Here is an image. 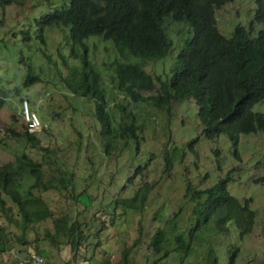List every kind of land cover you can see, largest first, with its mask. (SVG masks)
<instances>
[{
    "label": "trees",
    "instance_id": "16d2710c",
    "mask_svg": "<svg viewBox=\"0 0 264 264\" xmlns=\"http://www.w3.org/2000/svg\"><path fill=\"white\" fill-rule=\"evenodd\" d=\"M232 1L0 0V26L6 27V31L0 33V50L7 51L11 62L3 73L2 62L6 61L0 57V110L9 106L14 111V123L7 128L6 135L16 145L26 142L30 150L41 154V159H37L25 149L15 160L0 166V213L10 223L15 216L8 203L17 208L21 217L17 224L22 228L19 240L25 239L28 230L53 219L54 231L47 229L46 237L58 245L60 238L65 236V243L75 253L72 259L75 261L77 251L88 247L91 237L97 240L99 247L102 233L112 230L122 214H145L151 203V192L165 180L176 182L186 196L191 194L189 200L197 205L195 224L188 232L173 226L172 240L167 228L157 229L142 264H169L170 260L187 264L197 232L205 225L214 227L219 236L229 232L230 223L241 236L253 231L257 214L251 201L245 197L239 200L230 190L237 168L211 187L198 186L190 177L186 155L179 164L174 163L168 146L173 143L169 139L173 137V127L164 133L169 140L161 151L146 148L147 132L154 131L155 138L159 137L156 135L159 132L152 128L146 130L137 123L132 112L134 108L148 105L171 117L172 106L188 100L198 107L196 115L205 139L215 140L227 135L237 143L240 135L264 133V113L253 111L254 105L264 101V0H246L252 5L253 19L247 26L249 19L245 23L240 21L231 36L226 37L220 32L215 15L217 8ZM27 3L32 5L31 13L12 22L6 9L12 11L9 7H24ZM169 19L184 23L191 33L180 48L177 64L173 63L175 56L170 55L173 41L165 30ZM53 32L62 36L54 40ZM92 37L111 41L117 58L111 61L104 58L101 64L96 62L88 45ZM18 39L28 47L26 54L9 45L10 42L16 44ZM133 57L143 62L165 60L164 64L171 62L173 65L168 74L154 76L147 72L142 62H131ZM9 72L12 77L8 76ZM45 76L56 82L45 81ZM13 80L15 87H8ZM37 85L70 92L72 95L67 98L65 110L73 112L74 123L87 131L89 125L94 127L93 134L84 135L75 128L78 137L74 147L68 144L61 150L42 146L43 138L55 129L50 119L60 113L52 115L39 106L41 128L35 132L29 130L23 116V103L31 99L25 100L24 92ZM115 93L122 94L124 99L114 97ZM50 94L45 93V97ZM85 111L89 123L82 120ZM182 125L178 123L179 128ZM66 154L75 155V160L67 163L68 171L57 166L55 161L50 167L45 163L49 158L63 161L62 156ZM126 154L128 164L113 172L106 160ZM235 155L239 158V154ZM195 164L199 171V156ZM154 172L158 173V178L152 183L148 178ZM100 176L108 178L109 182L106 184ZM206 177L202 186L210 176ZM136 184L139 187L128 196ZM102 187L107 189V199H99ZM36 190L59 191L71 214L55 218L46 201L35 195ZM83 197H87V202H83ZM76 206L93 214L97 220L91 224L80 222L81 210L77 212ZM154 216L165 224L170 222L164 209L161 214L156 211ZM98 219H101V226L91 236L89 229ZM5 231L0 224V236ZM142 238L140 228L135 241H121L117 264H136L131 255ZM222 248H225L222 244L210 243L206 262L219 264L218 250ZM237 251L231 255L229 264L235 263ZM5 252L6 249H0V260L6 263ZM174 253L180 257H171ZM85 261L90 264L89 257ZM105 262L104 258L102 263Z\"/></svg>",
    "mask_w": 264,
    "mask_h": 264
},
{
    "label": "rangeland",
    "instance_id": "374dc122",
    "mask_svg": "<svg viewBox=\"0 0 264 264\" xmlns=\"http://www.w3.org/2000/svg\"><path fill=\"white\" fill-rule=\"evenodd\" d=\"M6 9L9 17H12V22L21 20L27 14L31 13L32 5L27 3L24 7H9ZM50 10L47 9L46 13ZM254 11L252 5L246 0H235L231 4H227L225 7L218 8L216 12V19L220 32L230 37L236 24L246 22L249 19L250 23L253 19ZM165 30L169 39L173 41V49L171 51L172 58L175 56L177 62V55L181 46L186 38L191 36L189 27L184 23L174 22L169 19L165 23ZM6 27L0 26V33H4ZM54 40H58L62 35L59 32H53L51 34ZM10 46L15 47L19 52L21 49L24 53H27L28 47L24 44L22 39H18L16 44L9 43ZM90 53L93 58H96V62L102 63L104 58L109 61L117 58V51L112 45L111 41H106L101 37H92L88 42ZM175 51V55H174ZM0 57H3L2 64L5 68L1 69L3 73L6 72V67L11 65L8 61V53L6 50H0ZM131 62H142V65L146 67L148 73L152 75H159L166 72L168 74L172 68V63L164 64L165 60H158L152 62H143L138 58H131ZM1 76V75H0ZM9 77H12V72L8 73ZM45 81L50 83L56 82L51 77L45 76ZM4 79V78H3ZM8 87H15V80ZM109 84V83H108ZM45 93H51L49 97H45ZM72 94L67 90L55 89L52 86L37 85L24 92L25 100L30 98L27 103L28 108L36 113L39 120L40 110L37 108L42 106L41 109L49 111L50 114L60 113L58 116H54L52 121L55 129L49 134L47 138H43L42 146H50L52 148L65 149L69 144L74 147L77 139L75 128L81 130L84 135L88 132L93 134L94 127L90 125L87 127H81L76 122L74 123L73 112L66 111L67 98H71ZM31 96V97H30ZM114 96V95H112ZM119 99H124L120 93H115V96ZM39 101V102H38ZM36 104V105H35ZM39 104V105H38ZM38 110V111H37ZM198 107L194 102L189 104L188 100L181 103H176L172 106V116L167 117L164 113L150 107L148 105L140 108H134L133 114L136 116L137 123L143 125L146 130L150 128L155 129L156 135L154 137V131L147 132V144L146 148H151L157 151V148L161 151L164 144L171 139L173 143H170L169 149L173 153L174 163L179 164L186 155L187 167L190 169L193 181L202 188H207L215 185L220 179L226 177L227 173L237 168L234 175V182L230 185L231 193L242 201L245 197L251 201V207L256 212V224L253 227V231L245 236H241L240 232L236 229L233 223L228 224L229 232L227 234L220 235L211 226H203L199 232H197L196 242L193 244L194 250L191 255L186 259L187 264H209L206 262L207 247L210 243L222 244V249L218 250L219 264H229L231 255L238 249L235 254L234 264H264V133L240 135L238 142L235 143L227 135H222L215 140L205 139L202 133V126L196 115ZM254 112L264 113V101L254 105ZM42 113V112H41ZM14 111L12 107L5 106L0 110V166L12 162L15 158L22 153L23 150L32 152L33 156L37 159H41V154L37 151L30 150L28 143H22L16 145L9 136L6 135V130L12 126ZM82 120L90 122V118L85 111ZM183 124L179 128L178 123ZM173 127V137L169 139L164 133ZM235 153L239 154V158ZM200 157L201 166L200 170L196 169V158ZM64 160H56L49 158L45 161L49 167L53 164V161L57 162V166H63L64 170L68 171L67 163L71 164L75 160L74 154H66L62 156ZM112 165V170L115 172L117 169H121L124 165L128 164L127 154L123 156H116L113 159L106 160ZM99 172L102 173L101 166ZM160 168L157 167L156 171ZM206 180V185L202 186L201 182ZM70 178L68 175H66ZM107 184L108 178H102ZM158 173H151L148 180L152 183L156 182ZM144 181V180H143ZM118 184V183H117ZM139 187L136 184L132 190L127 194L128 196L135 193V190ZM36 196L43 198L49 207L53 210L55 218L71 214L69 207L66 204V200L59 194V191L54 190H36ZM105 197L108 198L107 189L101 188L99 190V199ZM191 194L186 196V192L181 187H177L176 182H167L166 180L162 185H158L150 195L151 203L148 204L146 213L128 215L122 214L119 219L120 222L112 227V230L102 233L100 246L97 245V240L93 237L89 239V246L83 247L80 251H77L76 260L72 261L75 253L71 250V247L66 242V237L60 238L59 244L55 245L51 243L45 235L46 230L54 231L53 219H49L34 228V230H28L25 234L24 240H19L18 237L22 235V228L17 224L21 222V217L17 211V208L9 201L8 206L13 209L14 221L8 222L7 218L0 213V224L6 231L0 236V249H6L8 261L2 264H33L34 260L39 258L43 259L42 264H66L72 261L71 264H88L85 260L89 257L90 264H117L120 260V243L122 240L135 241L139 237L140 228L142 229L143 238L138 248L133 249L131 257L136 264H142L145 261L146 251L149 250V244L152 236L159 228H167L170 233V239H173L174 232L173 226H179L180 231L188 232L193 224H195L194 209L197 207L195 203L190 201ZM83 202H87V197L82 198ZM81 210L78 215V220L82 223L91 224L94 220H97L95 216L89 212L81 209L80 206H76V211ZM164 209L166 219H170V222L165 224V221L159 217H155L156 211L161 214V210ZM175 213V215H172ZM99 221V222H98ZM96 224L89 229L90 235L95 234L96 228L101 226L99 223L101 219H98ZM61 243V244H60ZM36 250H38L36 252ZM231 250V251H230ZM178 255L176 253L172 256ZM179 256V255H178ZM85 259H84V258ZM180 257V256H179ZM105 263H102L103 260ZM18 260V261H17ZM102 260V261H101ZM169 264H179V261H169Z\"/></svg>",
    "mask_w": 264,
    "mask_h": 264
},
{
    "label": "built area",
    "instance_id": "2783aa9c",
    "mask_svg": "<svg viewBox=\"0 0 264 264\" xmlns=\"http://www.w3.org/2000/svg\"><path fill=\"white\" fill-rule=\"evenodd\" d=\"M28 101H24L23 104V116L24 120L31 132L38 131L41 128V121L39 120L38 116L30 109L28 108ZM43 259H35L33 264H42Z\"/></svg>",
    "mask_w": 264,
    "mask_h": 264
},
{
    "label": "clouds",
    "instance_id": "9594fccd",
    "mask_svg": "<svg viewBox=\"0 0 264 264\" xmlns=\"http://www.w3.org/2000/svg\"><path fill=\"white\" fill-rule=\"evenodd\" d=\"M234 1H235V0H233L232 2H234ZM232 2H230V3H228V4H231ZM226 5H227V4H226ZM226 5H225V6H226ZM225 6H224V7H225ZM217 9H218V8H217ZM217 9H216V12H217ZM215 16H216V15H215ZM216 20H217V19H216ZM167 35H168V34H167ZM28 103H29V102H28ZM23 104H24V103H23ZM33 112H34V111H33ZM34 113H35V112H34ZM35 114H36V113H35Z\"/></svg>",
    "mask_w": 264,
    "mask_h": 264
},
{
    "label": "crops",
    "instance_id": "0c3cea01",
    "mask_svg": "<svg viewBox=\"0 0 264 264\" xmlns=\"http://www.w3.org/2000/svg\"><path fill=\"white\" fill-rule=\"evenodd\" d=\"M2 262H1V260H0V264H1Z\"/></svg>",
    "mask_w": 264,
    "mask_h": 264
}]
</instances>
